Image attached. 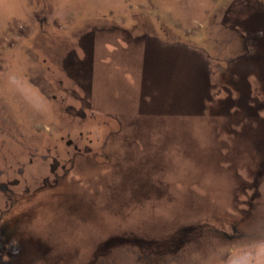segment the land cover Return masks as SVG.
Instances as JSON below:
<instances>
[{"label":"rangeland","instance_id":"374dc122","mask_svg":"<svg viewBox=\"0 0 264 264\" xmlns=\"http://www.w3.org/2000/svg\"><path fill=\"white\" fill-rule=\"evenodd\" d=\"M0 264H264V0H0Z\"/></svg>","mask_w":264,"mask_h":264}]
</instances>
